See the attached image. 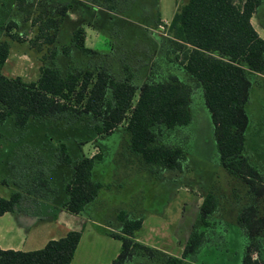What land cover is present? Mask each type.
<instances>
[{
	"label": "trees",
	"instance_id": "obj_1",
	"mask_svg": "<svg viewBox=\"0 0 264 264\" xmlns=\"http://www.w3.org/2000/svg\"><path fill=\"white\" fill-rule=\"evenodd\" d=\"M49 1L53 7L46 6L32 17V0H16L22 14L28 11L24 19L22 15L24 22L30 20L23 30L32 34L28 46L36 53L43 46L48 50L33 81L1 73L11 43L19 41L20 27L12 20L0 24V151L16 154L21 150L32 153L35 160L21 170L6 162L16 179L9 196H0V216L18 209L25 197L45 202L61 199L62 207L73 214L84 210L104 185L93 175L102 154L84 156L80 147L120 125L127 148L143 164L181 168L184 149L163 138L189 124L190 87L174 71L158 72L159 52L167 66L181 70L201 87L220 163L246 185L249 198L236 216L246 240L241 264H264V167L253 162L245 147L250 94L255 83L264 82V39L250 18L264 12L260 6L264 0H184L167 24L161 20L159 0ZM71 9L80 10L81 22L72 29L70 41L60 47L58 34ZM85 26L104 33L109 49L87 47ZM68 120L87 121L82 140L66 135V130L58 131L65 129ZM35 126L43 132L32 143L25 133L34 132ZM53 132L55 136L50 137ZM94 145L101 148L99 143ZM73 148L77 154L73 155ZM218 205L212 192L203 196L197 222L180 255L137 241L143 219L119 212V232L106 233L120 241L110 264H189L207 240L198 227H210ZM80 238V230H69L36 250L0 248V264H70Z\"/></svg>",
	"mask_w": 264,
	"mask_h": 264
},
{
	"label": "rangeland",
	"instance_id": "obj_2",
	"mask_svg": "<svg viewBox=\"0 0 264 264\" xmlns=\"http://www.w3.org/2000/svg\"><path fill=\"white\" fill-rule=\"evenodd\" d=\"M184 0H159L161 18L170 21L178 5ZM30 15H34L46 6L53 7L49 0H32ZM27 15L28 11L26 10ZM20 14V19H24ZM22 13V12H21ZM264 23V12L257 16ZM2 14H0V24ZM22 20V19H21ZM19 23V21H17ZM29 24L19 25V41L11 43L7 61L1 73L8 77L20 76L25 81H33L43 64L41 56L48 50L47 46L36 53L28 46L32 34L24 32ZM71 27V26H70ZM63 27L58 37L61 47L70 41L71 28ZM34 29V28H33ZM86 46L95 49H109L110 44L104 33L86 27ZM24 30V31H23ZM154 33L161 32L154 31ZM159 53V52H158ZM156 59L155 68L161 74L174 71L190 87L188 125L167 133L163 139L171 145H178L185 151V159L180 169H166L155 165H146L127 148V136L123 134V125L103 136H97L93 142L84 143L80 150L84 156L102 154L100 162L93 167L94 178L102 181L104 187L99 191L95 201L78 214L67 211L61 205V199L51 202L56 214L53 227L57 229L80 230L81 243L75 250L70 264H110L120 250V241L106 233L119 232L117 215L124 212L127 217H141L142 227L136 232V240L169 255H180L193 225L197 222L199 206L203 196L212 192L218 197L219 205L211 217L210 227L199 225L207 235L206 242L199 253L190 261L191 264H241V253L246 240L240 230L236 216L238 209L249 201L246 185L231 176L222 166L213 134V124L204 103L202 90L197 81L184 76L182 71L173 69ZM247 114L249 127L246 133V153L255 164L264 167V82L255 83L250 94ZM57 131V126L52 125ZM65 129H58L70 137L82 140L89 124L86 120H68ZM53 131V130H52ZM42 127L35 126L34 132L25 133L30 142L36 143L41 137ZM89 133V132H88ZM24 136L23 132H20ZM54 137V132L49 135ZM100 144L97 147L94 144ZM16 154L0 151V194L8 197L14 189L15 172L7 168L6 162L17 167H31L32 153ZM73 155L77 151L72 149ZM52 168V167H51ZM53 176L57 170H50ZM20 173H18V176ZM9 180L3 185L2 180ZM263 198L258 201L259 206ZM45 201L41 199L28 201L25 197L18 209L35 207L40 210ZM43 203V204H42ZM144 259V258H143ZM133 260H135L133 258ZM189 263V262H188ZM189 263V264H190Z\"/></svg>",
	"mask_w": 264,
	"mask_h": 264
},
{
	"label": "crops",
	"instance_id": "obj_3",
	"mask_svg": "<svg viewBox=\"0 0 264 264\" xmlns=\"http://www.w3.org/2000/svg\"><path fill=\"white\" fill-rule=\"evenodd\" d=\"M16 0H0V14H2L1 23H5L8 20L19 21L18 25H26L30 23V20L26 23L19 17L22 14V10L15 7ZM264 6V2L260 5ZM164 23L165 21L161 18ZM81 22V13L79 9H71L67 12L65 19L62 23L63 27H70L71 30L79 25ZM250 23L259 37L264 39V25L254 14L250 18ZM85 26L84 28H86ZM91 28V27H89ZM93 29V28H92ZM95 30V29H93ZM60 34H58L59 37ZM58 39V38H57ZM87 40V31L85 29V44ZM14 42V41H13ZM109 42V40H108ZM110 44V42H109ZM90 47V46H88ZM93 48V47H90ZM11 49V48H10ZM95 49V48H93ZM107 50V49H97ZM7 61V60H6ZM1 196V194H0ZM4 197V196H3ZM28 201L33 199L27 198ZM43 204V203H42ZM52 203L50 201L44 202L40 210L33 207H24L16 209L14 211L5 212L0 216V248L12 249L21 251H30L42 248L48 240L57 239L64 236L69 230L73 229H56L53 227V222L56 218V214L52 209ZM82 240H79V244ZM78 244V245H79ZM78 248V246H77ZM75 254V253H74ZM74 257V256H73Z\"/></svg>",
	"mask_w": 264,
	"mask_h": 264
},
{
	"label": "built area",
	"instance_id": "obj_4",
	"mask_svg": "<svg viewBox=\"0 0 264 264\" xmlns=\"http://www.w3.org/2000/svg\"><path fill=\"white\" fill-rule=\"evenodd\" d=\"M160 27V29H163V26H159Z\"/></svg>",
	"mask_w": 264,
	"mask_h": 264
}]
</instances>
